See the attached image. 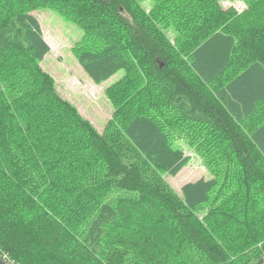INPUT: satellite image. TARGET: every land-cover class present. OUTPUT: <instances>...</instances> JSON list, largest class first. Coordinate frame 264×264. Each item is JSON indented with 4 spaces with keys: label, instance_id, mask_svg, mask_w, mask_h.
Returning <instances> with one entry per match:
<instances>
[{
    "label": "trees",
    "instance_id": "obj_1",
    "mask_svg": "<svg viewBox=\"0 0 264 264\" xmlns=\"http://www.w3.org/2000/svg\"><path fill=\"white\" fill-rule=\"evenodd\" d=\"M152 1L145 12L142 0H0L6 261L263 263L264 0L241 13L219 0ZM47 5L83 29L73 48L93 82L124 70L106 89L115 110L102 133L41 66L50 46L31 10ZM176 136L213 173L181 196L153 172L176 175L190 161ZM114 190L135 201L110 200ZM125 206L152 223H129Z\"/></svg>",
    "mask_w": 264,
    "mask_h": 264
},
{
    "label": "rangeland",
    "instance_id": "obj_2",
    "mask_svg": "<svg viewBox=\"0 0 264 264\" xmlns=\"http://www.w3.org/2000/svg\"><path fill=\"white\" fill-rule=\"evenodd\" d=\"M219 4L223 9L233 8L238 13L248 9L246 0H219ZM151 5H153L152 0H142L145 12L150 10ZM31 13L37 17L43 37L50 46L49 52L41 62L42 68L54 78L58 93L73 104L78 112L91 122L98 132L102 133L106 129L108 121L112 119L115 110L106 89L123 76L124 70L118 71L101 83L93 82L79 64L76 51L73 48L76 43L82 40L83 29L49 5L32 9ZM162 30L170 43L176 44L179 32L176 31L174 25L162 27ZM172 144L180 147L186 155H189L190 161L176 175H170L160 170H153V172L178 196H181L183 183L201 177L210 178L213 173L206 167L202 157L189 144L187 138L176 136L172 138ZM127 196H129L131 206L136 197L126 191L114 190L109 199L121 200ZM122 211V216L129 223H137V221L143 224L152 223L151 219L146 217L148 211L145 209L138 219L128 207L125 206ZM204 212L203 210L200 215H203ZM160 220L161 218H158V221ZM262 264H264V257Z\"/></svg>",
    "mask_w": 264,
    "mask_h": 264
},
{
    "label": "water",
    "instance_id": "obj_3",
    "mask_svg": "<svg viewBox=\"0 0 264 264\" xmlns=\"http://www.w3.org/2000/svg\"><path fill=\"white\" fill-rule=\"evenodd\" d=\"M0 264H9V263L0 256Z\"/></svg>",
    "mask_w": 264,
    "mask_h": 264
},
{
    "label": "built area",
    "instance_id": "obj_4",
    "mask_svg": "<svg viewBox=\"0 0 264 264\" xmlns=\"http://www.w3.org/2000/svg\"><path fill=\"white\" fill-rule=\"evenodd\" d=\"M8 262V261H7ZM9 264H12V263H10V262H8Z\"/></svg>",
    "mask_w": 264,
    "mask_h": 264
}]
</instances>
